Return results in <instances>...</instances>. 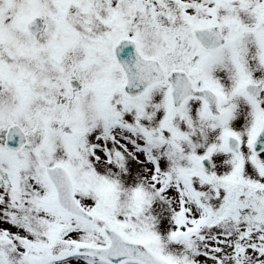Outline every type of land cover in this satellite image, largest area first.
Instances as JSON below:
<instances>
[{"label": "snow or ice", "instance_id": "obj_1", "mask_svg": "<svg viewBox=\"0 0 264 264\" xmlns=\"http://www.w3.org/2000/svg\"><path fill=\"white\" fill-rule=\"evenodd\" d=\"M0 264H264V0H0Z\"/></svg>", "mask_w": 264, "mask_h": 264}]
</instances>
